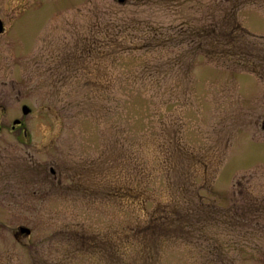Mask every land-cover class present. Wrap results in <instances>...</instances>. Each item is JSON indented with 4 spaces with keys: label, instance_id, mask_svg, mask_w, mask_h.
Returning a JSON list of instances; mask_svg holds the SVG:
<instances>
[{
    "label": "rangeland",
    "instance_id": "374dc122",
    "mask_svg": "<svg viewBox=\"0 0 264 264\" xmlns=\"http://www.w3.org/2000/svg\"><path fill=\"white\" fill-rule=\"evenodd\" d=\"M0 21V264H264V75L238 68L264 69V0H0Z\"/></svg>",
    "mask_w": 264,
    "mask_h": 264
},
{
    "label": "trees",
    "instance_id": "16d2710c",
    "mask_svg": "<svg viewBox=\"0 0 264 264\" xmlns=\"http://www.w3.org/2000/svg\"><path fill=\"white\" fill-rule=\"evenodd\" d=\"M233 26H234L235 30H237L239 28L237 24H234ZM216 31H218V33ZM233 31L234 30H231L227 36L231 37V34L233 33ZM193 36L196 37V39L200 40L199 43H201L202 40H206V42H208L206 44L203 52L205 54L206 59H208L209 62L213 63V61H214L213 59H214L215 55L219 56V55H221V53H222L221 59L224 60L225 53H224L223 49L221 48V47H223L221 45V43L225 42L224 36H226V34H223L221 31L212 28L209 32L205 31V29H200V30L196 31ZM210 36L212 37L211 40L207 41L206 38H208ZM192 42H193V40H192ZM218 61H220V60H218ZM218 61H216V62H218ZM258 65H259V63L258 64L252 63L251 65L242 64V66L239 65L238 68L243 69V70H247V71L251 72L252 74H254L255 76L262 77L264 75V69L262 67L263 65H259V66ZM258 68H260V69H258Z\"/></svg>",
    "mask_w": 264,
    "mask_h": 264
},
{
    "label": "flooded vegetation",
    "instance_id": "af4514ba",
    "mask_svg": "<svg viewBox=\"0 0 264 264\" xmlns=\"http://www.w3.org/2000/svg\"><path fill=\"white\" fill-rule=\"evenodd\" d=\"M12 130H19L24 137H27L28 136V132L26 131V126L23 122H19V123H15L14 126L11 127ZM52 175H54V171L52 169H50L49 171ZM17 231L13 234L14 238L17 239V241H21V239H26V238H30V235H31V231L30 229H28L27 227L25 226H18L17 227ZM23 230V231H22ZM28 230V231H27ZM34 264V263H33Z\"/></svg>",
    "mask_w": 264,
    "mask_h": 264
},
{
    "label": "water",
    "instance_id": "95a60500",
    "mask_svg": "<svg viewBox=\"0 0 264 264\" xmlns=\"http://www.w3.org/2000/svg\"><path fill=\"white\" fill-rule=\"evenodd\" d=\"M119 3H123L125 0H117ZM3 23L0 21V34L3 32ZM29 108H27L26 106H23L22 107V112H23V114H28L30 111L28 110ZM20 121H17V120H15L14 121V124L16 123H19ZM23 231V230H22ZM28 231V230H27Z\"/></svg>",
    "mask_w": 264,
    "mask_h": 264
}]
</instances>
